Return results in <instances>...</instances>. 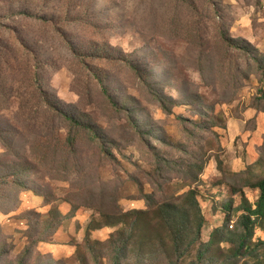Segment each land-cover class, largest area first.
<instances>
[{
    "label": "rangeland",
    "instance_id": "obj_1",
    "mask_svg": "<svg viewBox=\"0 0 264 264\" xmlns=\"http://www.w3.org/2000/svg\"><path fill=\"white\" fill-rule=\"evenodd\" d=\"M262 88L264 0H0V264H189L171 224L224 238L260 196Z\"/></svg>",
    "mask_w": 264,
    "mask_h": 264
},
{
    "label": "trees",
    "instance_id": "obj_2",
    "mask_svg": "<svg viewBox=\"0 0 264 264\" xmlns=\"http://www.w3.org/2000/svg\"><path fill=\"white\" fill-rule=\"evenodd\" d=\"M264 94L263 88L261 89ZM5 137L4 135H2ZM7 141V139H4ZM9 147V145H8ZM26 169L24 167H19L14 173V176H19L20 179L23 178V174H25ZM21 175V176H20ZM19 181L16 183L20 185ZM256 187L260 189V196L255 203V207L253 208L251 205L245 206V210L247 211L245 214H242L238 218V222L235 225V228L232 230L228 229V225H226L227 230H224V238H219L217 234H213V236L210 238L207 242H201L200 241V228L199 227L196 231L193 230H186L185 225H176L171 224L172 227V235H173V244L174 249L172 250L176 255L179 257L185 258L187 255H192L195 250L196 256L195 259L191 260L189 264H212L208 261V258L210 257L208 252L210 249H212V246L215 245L217 242L227 241L230 246L224 250V253H221L218 257L221 258V264H238L239 260L242 256H246L248 259L253 260L255 262L254 264H259L257 261L264 257V252H260V249H264V240H258L254 241V229L256 226H259L261 228H264V178L258 180L255 184ZM22 186H25V183H23ZM152 207V206H151ZM168 208L169 204H162V206L159 208L157 207V211L161 209L163 213L167 216L168 214ZM173 214L176 215V208L172 209ZM153 212V209L145 210V209H137L133 211V217L135 218L134 221H137L136 227H138L139 222L144 219L145 217L149 216L150 213ZM103 213V212H102ZM119 214V212H117ZM106 214V213H104ZM109 221L112 222L113 219L112 216L106 214ZM119 218V216H118ZM167 218L174 219L175 217H172L170 215ZM170 220V219H168ZM108 221V222H109ZM171 221V220H170ZM107 223V222H106ZM110 224V223H109ZM201 224V223H200ZM201 226V225H200ZM234 226V225H233ZM180 227V228H179ZM141 228V227H140ZM144 229V228H143ZM141 229V230H143ZM133 231V229L131 230ZM130 237H133L132 232L129 233ZM165 235L164 237L160 238V241H162V246L164 248V243L168 241V236ZM142 238V237H141ZM199 243V244H198ZM126 246V244H124ZM125 246H123L120 243H115V257H114V263L120 264L122 261H124V257L122 254L124 253ZM147 252L141 251V256L145 255ZM226 253V254H225ZM164 256L168 259V264H177L175 261H172V256L168 254V249L164 250ZM246 258V259H247ZM262 261L260 264H263ZM141 264H146L142 262ZM147 264H150L147 262ZM243 264H248V260H244Z\"/></svg>",
    "mask_w": 264,
    "mask_h": 264
}]
</instances>
